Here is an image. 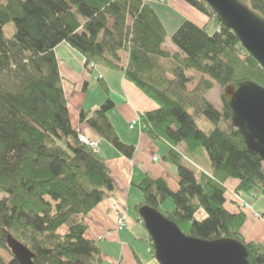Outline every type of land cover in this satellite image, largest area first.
<instances>
[{"label":"trees","instance_id":"1","mask_svg":"<svg viewBox=\"0 0 264 264\" xmlns=\"http://www.w3.org/2000/svg\"><path fill=\"white\" fill-rule=\"evenodd\" d=\"M183 1L213 21V30L185 19L169 36L171 51L150 0H0V264H20L8 234L32 251L35 264L102 263L98 244L85 236V218L115 191V181L72 124L55 53L61 43L84 58L85 69L120 72L157 105L140 116L142 132L168 144L165 159L175 166L178 188L148 174L134 184L142 194L134 206L139 221L142 205L161 210L171 198L173 208L161 212L185 234L239 239L248 261L264 264V244L242 235L247 214L235 197L253 190L264 197V164L245 150L223 99L232 82L264 86V69L204 0ZM239 1L264 19V0ZM97 80L106 99L81 108L78 123L131 159L135 147L116 133L108 118L114 102ZM216 86L220 108L209 98ZM203 154L208 167L198 163ZM200 209L206 215L197 218ZM147 242L153 255L149 235Z\"/></svg>","mask_w":264,"mask_h":264},{"label":"crops","instance_id":"2","mask_svg":"<svg viewBox=\"0 0 264 264\" xmlns=\"http://www.w3.org/2000/svg\"><path fill=\"white\" fill-rule=\"evenodd\" d=\"M150 1L156 8L157 0ZM181 3L179 5L182 6L181 9L186 13L188 20L212 30L207 16L196 12L184 2ZM69 47L66 43H61L55 48V53L62 76V87L69 101L71 121L73 126L79 128L81 134L96 138L97 135L90 128L85 124L78 123V112L81 108H97L105 100L106 95L103 91L99 92L95 99L89 102L87 95L91 87L92 75L91 70L84 68V58L76 51L80 55L81 66L79 67L76 63L70 61L72 58L60 57L57 53L58 49L63 50L65 54L69 51L70 53L71 51L74 52V49ZM166 47L171 51L175 50L170 43L169 35H167ZM93 70H96L97 78L100 75L105 81L109 89V97L114 102V107L108 111V118L119 138L124 143L133 145L135 152L133 157L128 159L117 152L108 142L101 140L99 154L110 167L111 175L115 181V191L87 214L85 218L87 223L85 236L94 239L98 244L102 255L101 264H137L136 256L143 264H150L151 260L145 259L137 247L139 241L147 242V238L144 237L138 217L130 215L128 212V205L131 202L130 197L132 196V202L138 203L141 201L142 194L134 184L143 180L147 174L154 178H163L169 188L175 191L178 188L176 169L174 165L165 159L169 150L166 143L161 141L160 138L151 139L138 128V125L130 128V124L136 115L155 109L157 107L156 103L138 90L122 73L98 65L92 69V72ZM84 82H86L85 86ZM102 143H104V153L102 152ZM178 148L183 150V146ZM154 157L157 159L154 160ZM233 185L234 182L231 186ZM254 196L255 199L252 202L247 200L251 210L245 209L247 216L241 232L245 240L264 244V204L259 200L264 197L257 192ZM119 207L127 208V226L123 230L116 231L114 209ZM254 213L260 214L261 218L254 216ZM199 214H203L201 209ZM148 247L149 245H147Z\"/></svg>","mask_w":264,"mask_h":264},{"label":"water","instance_id":"3","mask_svg":"<svg viewBox=\"0 0 264 264\" xmlns=\"http://www.w3.org/2000/svg\"><path fill=\"white\" fill-rule=\"evenodd\" d=\"M204 1L264 69V19L239 0ZM223 99L230 109V125L240 133L245 150L264 164V86L251 80L232 82L224 88ZM138 215L158 264H252L247 247L239 239L205 240L187 235L160 210L148 205H142ZM6 243L20 264H35L34 254L22 242L8 234Z\"/></svg>","mask_w":264,"mask_h":264},{"label":"rangeland","instance_id":"4","mask_svg":"<svg viewBox=\"0 0 264 264\" xmlns=\"http://www.w3.org/2000/svg\"><path fill=\"white\" fill-rule=\"evenodd\" d=\"M165 1H159V2H163V3H158L157 6H156V9H157V11L159 13V16H160L161 21L163 22V24L166 27V30H167L168 35L170 36L171 33L174 31L175 27H177L183 20L187 19V15L181 9L182 6L179 5V3L184 2L183 0H175V1L174 0H167L166 2ZM184 3L187 4L186 2H184ZM210 28H212V30H213V21H210ZM13 30H14V27H13V24L12 23H8L7 25H5L4 26V34H5V36L6 37H10L12 35V33H13ZM69 48H71V47H69ZM57 53H58V55L60 57L72 58V59H70V61H73L79 67L81 66L80 60H79L80 55H78L75 50H74V52L71 51V53H70V51H69V53L67 52L65 54V52L63 50L61 51L60 49H58L57 50ZM90 73L92 75L91 76L92 77V82H91V87H90V89L88 91V95H87V97L89 98L88 99L89 102H91L92 99H95V97L98 95L99 92H102V87H101V85L99 84V82L97 80L96 70H93V72L90 71ZM219 92L220 91H219V89L216 86L214 88V90L211 91V93L209 95L210 100L214 102V104H215V106L217 108H220ZM136 117H137V115L135 116V119H136ZM196 123H197V125L201 129H203L205 131H209L210 128H211V125L208 123V121L204 120L203 118H197L196 119ZM138 128L142 131V128L141 127L138 126ZM91 139H96V138H91ZM97 139H99V138H97ZM161 141H163L164 143H166L163 139H161ZM100 143H101V141H100ZM100 143H99V150H98L99 152H100ZM102 152L104 153V143H102ZM200 159L201 160L198 163H200L203 166L208 167V164L209 163H208L207 158H206V156L204 154L202 155V158H200ZM256 192L258 193L257 190H253L250 193H242V196H244L243 197L244 199H246L248 201L250 200L252 202L255 199L254 194ZM141 200H142V198H141ZM259 200H261V202L264 204V198L259 199ZM130 201L131 202L128 205V212H129L130 215L136 216V213H135V210H134V206L137 203L136 202H132V196L130 197ZM172 208H173V201H172L171 198H167L161 204V206H160V209L162 211H166V210H169L170 211ZM119 209H122L125 212V215H126L125 219H126V226H127V208H125V207H119ZM249 210H251V206H249ZM205 215H206V213L199 214V211H198V213H196V217L197 218H201V217H203ZM114 216H115V222H116V215L114 214ZM254 216H256L255 213H254ZM116 225H115V230L116 231H120V230H123V229L126 228V226H124L122 229L118 230L117 227H116ZM140 226H141V229L143 230V234H144V237L146 239L148 237L147 230L145 229V227H144V225H143L142 222H141V225ZM138 244H139L137 246L138 247V250L140 249V252L144 256V258L147 259V260L148 259L151 260L150 264H155L156 261L153 258V256L151 254L147 253V245H148V243L146 241H139ZM4 255L6 256V254H4Z\"/></svg>","mask_w":264,"mask_h":264},{"label":"built area","instance_id":"5","mask_svg":"<svg viewBox=\"0 0 264 264\" xmlns=\"http://www.w3.org/2000/svg\"><path fill=\"white\" fill-rule=\"evenodd\" d=\"M159 1H165V0H159ZM91 66L92 65H90V67ZM135 125H138L139 127H141V118H140L139 115L136 117V119H134L131 122L130 127L132 128ZM79 138H80V141H82L83 143L88 145L93 151L99 152L98 150H99L100 139H91V138H88V137L83 136V135H80ZM156 159L157 158L154 157V160H156ZM236 197L238 198V200L240 202V205L242 207H244V208L249 207V205L240 196L236 195ZM114 214L116 215V224H117L116 227H117L118 230H120L124 226H126V219H125L126 215H125V212L122 209L115 208L114 209ZM256 216L259 217L258 214H256ZM148 250H150V249H148Z\"/></svg>","mask_w":264,"mask_h":264}]
</instances>
